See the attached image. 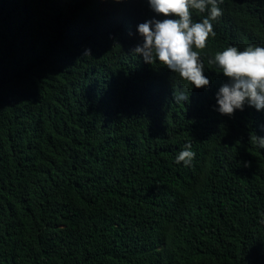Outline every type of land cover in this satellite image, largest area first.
Returning a JSON list of instances; mask_svg holds the SVG:
<instances>
[{"label":"trees","instance_id":"obj_1","mask_svg":"<svg viewBox=\"0 0 264 264\" xmlns=\"http://www.w3.org/2000/svg\"><path fill=\"white\" fill-rule=\"evenodd\" d=\"M220 7L191 90L133 54L147 0H0V264H264V110L216 111L208 64L264 0Z\"/></svg>","mask_w":264,"mask_h":264},{"label":"clouds","instance_id":"obj_2","mask_svg":"<svg viewBox=\"0 0 264 264\" xmlns=\"http://www.w3.org/2000/svg\"><path fill=\"white\" fill-rule=\"evenodd\" d=\"M119 3L121 0H115ZM155 17L140 23L137 32L141 39L133 54L142 55L145 63L159 64L182 81L191 90L205 88L210 80L204 74L200 52L207 46L209 37H215L213 22L223 15L220 4L223 0H147ZM207 15L195 22L193 14ZM156 17H163L158 19ZM195 49V50H194ZM84 56H91L86 49ZM209 65L217 66L226 78L216 93L215 108L221 115L233 116L245 105L257 111L264 110V47L249 44L244 50L228 46L218 51ZM174 101L189 100L183 91L173 92ZM253 143L264 149V136H253ZM195 153L191 145H185L176 157V163L191 164ZM247 166V164H245ZM264 223V220L261 221Z\"/></svg>","mask_w":264,"mask_h":264},{"label":"bare ground","instance_id":"obj_3","mask_svg":"<svg viewBox=\"0 0 264 264\" xmlns=\"http://www.w3.org/2000/svg\"><path fill=\"white\" fill-rule=\"evenodd\" d=\"M117 28H119V27H117ZM120 28H121V26H120ZM120 28H119V29H120Z\"/></svg>","mask_w":264,"mask_h":264}]
</instances>
